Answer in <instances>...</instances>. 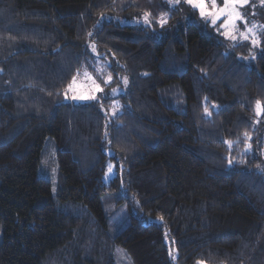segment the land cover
<instances>
[{"label":"trees","instance_id":"16d2710c","mask_svg":"<svg viewBox=\"0 0 264 264\" xmlns=\"http://www.w3.org/2000/svg\"><path fill=\"white\" fill-rule=\"evenodd\" d=\"M198 19L183 0H0V264H113L116 247L133 264H264V43L248 57ZM95 56L125 87L116 118L112 98L65 100Z\"/></svg>","mask_w":264,"mask_h":264},{"label":"rangeland","instance_id":"374dc122","mask_svg":"<svg viewBox=\"0 0 264 264\" xmlns=\"http://www.w3.org/2000/svg\"><path fill=\"white\" fill-rule=\"evenodd\" d=\"M178 1L179 0H176V4ZM206 1H204V3L206 4L207 9L213 13H215L218 9L224 8V0H215V9L213 8L212 0ZM233 8L235 13L239 14L235 19H233L232 16H229L227 13L219 16V18H216L215 15L202 17L199 9H194L198 11V21L204 22L205 25H209L210 34L217 36L222 42L230 47L244 45L247 49L245 55L251 57L254 50L260 48L264 43V5L261 4V0H247L246 3H237L235 5L229 4L228 11L232 12ZM107 19L117 20L119 22L121 21L122 24L127 23V21L122 18L108 17ZM213 19H215V23L212 22ZM249 29H251V31H249ZM245 36L248 38L245 39ZM233 37H235V39H233ZM253 39L257 41L256 44L252 43ZM94 58L95 59L92 61L90 69H83L76 75L75 81H72L66 92L65 100L74 104H80L97 102L104 100L105 98H112L109 100L107 114L110 118H116L123 112L124 104L121 96L126 92L125 87L110 86L112 83V76L107 73L105 65L102 63L100 58L98 56H95ZM109 77H111L110 80ZM96 85H99V88L101 89L100 91L96 90ZM113 89L116 91L114 92ZM81 95L95 98H73L74 96ZM210 108H214V106H210ZM210 108H207V111H205L206 117L210 116ZM56 154L57 148L54 140L50 136L46 137L42 145L38 176L48 180L51 183L53 196H55L57 193L60 181ZM109 165L112 166L111 171H109ZM260 169L264 170L263 168ZM117 175H119L117 169H115L112 163H108L106 173L103 178L105 183H110ZM104 205L106 208H108L106 200H104ZM124 210L127 211V208H124ZM112 211L109 212L111 213L110 228L112 234H116L119 231V226L116 220L121 219L124 211H117L113 209ZM149 222L152 223V220H149ZM155 223L159 224L160 220H155ZM166 242L171 244L168 237H166ZM113 264L133 263L123 248L116 247L114 251Z\"/></svg>","mask_w":264,"mask_h":264},{"label":"snow or ice","instance_id":"6c2138e0","mask_svg":"<svg viewBox=\"0 0 264 264\" xmlns=\"http://www.w3.org/2000/svg\"><path fill=\"white\" fill-rule=\"evenodd\" d=\"M186 3H189L190 5H192L194 8H198L200 11V14L202 17L204 16H213L215 15L216 18H219V16L224 15L225 13H227L229 16H232L233 19H235L239 14L235 13L234 8L232 12L228 11L229 8V4L235 5L237 3H246L247 0H224V8L218 9L215 13H213L212 11H209L207 9L206 4L204 3V0H185ZM212 4H213V8L215 9V0H212ZM261 4L264 5V0H261ZM146 18H147V14H146ZM166 21L161 20V24L165 23ZM213 23H215V19H213L212 21ZM249 31H251V29H249ZM248 37L245 36V39H247ZM233 39H235V37H233ZM253 44H256L257 41L255 39L252 40ZM93 50H95L93 48ZM87 75V74H85ZM111 79V77H109V80ZM73 81H75V77H73ZM125 83H127V80L125 79ZM96 90L100 91L101 89L99 88V85H96ZM113 91L115 92L116 90L113 89ZM74 99H90V98H95V97H89V96H74ZM207 111V110H206ZM264 114V105L261 104L260 101H257V115H262ZM231 163V161H229ZM112 170V166L109 165V171Z\"/></svg>","mask_w":264,"mask_h":264}]
</instances>
